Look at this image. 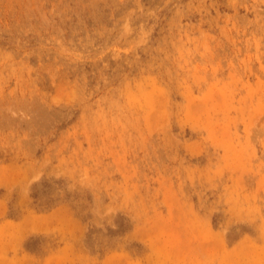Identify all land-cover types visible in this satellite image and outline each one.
<instances>
[{"label": "rangeland", "instance_id": "374dc122", "mask_svg": "<svg viewBox=\"0 0 264 264\" xmlns=\"http://www.w3.org/2000/svg\"><path fill=\"white\" fill-rule=\"evenodd\" d=\"M0 264H264V0H0Z\"/></svg>", "mask_w": 264, "mask_h": 264}]
</instances>
